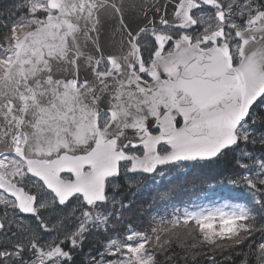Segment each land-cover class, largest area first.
Wrapping results in <instances>:
<instances>
[{"label":"snow or ice","instance_id":"6c2138e0","mask_svg":"<svg viewBox=\"0 0 264 264\" xmlns=\"http://www.w3.org/2000/svg\"><path fill=\"white\" fill-rule=\"evenodd\" d=\"M221 161L247 174L201 189L218 200L112 226L127 192L170 204ZM0 206V264H77L94 230L81 264H170L181 233L264 264V0L0 7Z\"/></svg>","mask_w":264,"mask_h":264},{"label":"trees","instance_id":"16d2710c","mask_svg":"<svg viewBox=\"0 0 264 264\" xmlns=\"http://www.w3.org/2000/svg\"><path fill=\"white\" fill-rule=\"evenodd\" d=\"M233 169H234V163L229 164L226 161H221L219 164L213 166L211 169L206 170L203 173L200 172L194 173L183 179L184 187L182 190H179L174 194L173 199L181 197L180 195L182 192L187 193L188 191H194V194L192 193L191 195L197 196L202 192L201 189L206 188L205 185L207 184L206 183L207 181L215 180L216 178L225 174L230 175L233 173L232 172ZM193 186H195V188ZM141 193L142 194L146 193V194L143 198L140 199V201L153 202L154 204L152 205V208L164 209L168 206V204L162 202L158 198V196H156L158 195L156 187L151 188L148 186L147 188H144L141 191ZM152 197L154 198L153 200ZM152 208L151 205L145 207L144 205H140L138 202L137 204L130 207V209L123 210L122 217L125 219V222H128L130 217H133L135 218L134 222L136 223L139 221V219H141L140 218L141 215H143L144 219L147 220L153 216V214L151 213ZM141 222H145V221H141ZM116 228L119 229L118 226ZM179 232L180 230H178V233ZM96 243L97 240H92L89 243V246L94 247L96 246ZM191 243H192L191 238L182 233L176 237H173V243L171 245V249L168 252V254L173 256L176 260L181 259V261H178L179 263L176 264H198L197 260L192 257L193 254L191 253L194 250L191 248ZM231 254L232 257L236 258V256L238 255L237 249L236 251L231 252Z\"/></svg>","mask_w":264,"mask_h":264},{"label":"bare ground","instance_id":"6f19581e","mask_svg":"<svg viewBox=\"0 0 264 264\" xmlns=\"http://www.w3.org/2000/svg\"><path fill=\"white\" fill-rule=\"evenodd\" d=\"M228 179H229V175H227V174H225V175H222V176H220V177H218V178H216L215 180H213V182L215 183V182H218V181H228ZM187 185V184H186ZM206 186V188H207V184L205 185ZM149 187H151L150 186V183H149ZM205 188V189H206ZM194 194V191H188L187 193H185V192H182L181 193V198L183 199V201H184V204L185 203H188V202H190V201H195V199L196 198H198L199 196H201V195H203V194H205V191H202L199 195H191V194ZM145 194L146 193H141V191H136L135 189H133V191L132 192H127L126 193V198H125V203L126 204H130L131 206L130 207H132L133 205H135V204H137L138 202H139V204L140 205H144L145 207H147V206H149V205H151V208H152V205L154 204L153 202H147V201H140V199L141 198H143L144 196H145ZM156 196H158V195H156ZM214 198V197H213ZM218 198V197H217ZM245 202V199H242L241 200V203H244ZM130 207H127L126 209H130ZM151 213L153 214V215H157V214H160V215H163L164 214V212H161V211H159L158 209H156V208H152V211H151ZM119 215V214H118ZM120 219H121V221H125V219L123 218V217H120ZM134 219L135 218H133V217H130L129 218V221L128 222H131V225H136V226H140V225H142L144 222H141V221H145V219L144 220H142V219H139V221L138 222H134ZM113 227H119V228H121V226H120V223H113V225H112ZM128 226H130V224L129 223H127L126 222V226L125 227H128ZM179 230V229H178ZM178 230H177V232H178ZM101 231H103L102 229H101ZM116 234L117 233H115V232H113V233H111L110 235L111 236H113V237H115L116 236ZM257 239H259V236H257ZM92 240H97V243H96V246H94V247H90L89 246V243L92 241ZM100 240H102V241H106L107 239H106V237H104V236H102V235H97L96 233H95V230L93 231V234H92V236H90L89 237V239H88V241L85 243V245H84V248H83V251H95V250H97V249H99V247H100ZM196 250V249H195ZM195 250L191 253V254H194L195 255V259L197 260V262H198V264H206V263H208V260H209V257L210 256H212V253L211 252H207L206 253V249H202V248H199V251L198 252H196L195 253ZM167 255H168V253H167ZM232 256V254L231 253H226L225 254V252L222 254V255H219V254H215V259L217 260V261H219L220 262V258H222V259H226V257L227 256ZM169 256V255H168ZM220 256H222V257H220ZM161 264H164V257L162 256L161 257ZM227 260V259H226ZM228 261H230V260H228ZM177 262H171L170 261V264H176Z\"/></svg>","mask_w":264,"mask_h":264},{"label":"rangeland","instance_id":"374dc122","mask_svg":"<svg viewBox=\"0 0 264 264\" xmlns=\"http://www.w3.org/2000/svg\"><path fill=\"white\" fill-rule=\"evenodd\" d=\"M8 3H11V0H0V7H2L4 4H8ZM250 163V162H249ZM241 170H242V174H241V176H238V177H242L243 175H246L247 174V170H245V169H243V168H241ZM228 180H232V179H228ZM235 180H240V179H235ZM227 182V181H226ZM217 182H215L214 184H211V185H215ZM230 187H231V185H230ZM239 192H247L246 190H245V186L244 185H241L239 188H237L236 189V194L239 196ZM248 193V192H247ZM249 194V193H248ZM205 197H208V198H210V199H212V200H217L218 198L216 197V196H214L210 191H208V192H205V194H203V195H201V196H199L198 198H196L195 199V201L197 202V203H205V204H207L208 202H209V200L208 199H206ZM214 197V198H213ZM0 207H2V206H0ZM120 226L122 227H125L126 226V222L125 221H121V223H120ZM106 242H107V240L106 241H102V240H100V247H99V250L100 251H103V246L106 244ZM199 251V248H197L196 250H195V253L196 252H198ZM249 251V250H248ZM247 251V252H248ZM90 251H84V252H82V254L80 255V258L79 259H83V260H86L87 258H90V254L91 255H97V250H95V251H92L91 253H89ZM207 253V252H206ZM193 258H195V255L193 254V256H192ZM97 258H98V255H97ZM78 259V258H77ZM217 261V260H216ZM228 262H230V261H228V260H224V259H222V258H220V262L219 261H217V264H228ZM206 264H209V260H208V263H206Z\"/></svg>","mask_w":264,"mask_h":264},{"label":"flooded vegetation","instance_id":"af4514ba","mask_svg":"<svg viewBox=\"0 0 264 264\" xmlns=\"http://www.w3.org/2000/svg\"><path fill=\"white\" fill-rule=\"evenodd\" d=\"M227 253V250H225V254ZM215 254H219V255H222L221 253H220V251H218L217 250V252L215 253ZM169 255V257H172V260H171V262H173V261H175V262H177V263H179L178 261H181V259H175L173 256H171L170 254H168ZM220 257H222V256H220Z\"/></svg>","mask_w":264,"mask_h":264}]
</instances>
